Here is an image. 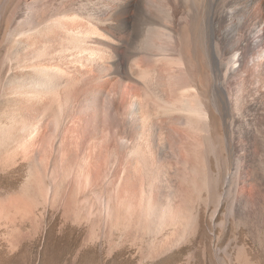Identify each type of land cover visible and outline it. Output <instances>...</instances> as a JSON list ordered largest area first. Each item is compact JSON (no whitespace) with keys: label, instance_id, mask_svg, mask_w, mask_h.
<instances>
[{"label":"bare ground","instance_id":"bare-ground-1","mask_svg":"<svg viewBox=\"0 0 264 264\" xmlns=\"http://www.w3.org/2000/svg\"><path fill=\"white\" fill-rule=\"evenodd\" d=\"M1 107L12 239L51 210L141 258L203 217L216 255L264 241V0H0Z\"/></svg>","mask_w":264,"mask_h":264},{"label":"rangeland","instance_id":"rangeland-1","mask_svg":"<svg viewBox=\"0 0 264 264\" xmlns=\"http://www.w3.org/2000/svg\"><path fill=\"white\" fill-rule=\"evenodd\" d=\"M4 110L3 107L0 108L1 116ZM1 171L0 199L2 195L7 196L8 193L19 189L25 169L20 167L11 173L5 169ZM40 212L34 210L36 219H40ZM61 218L54 217L51 210L47 212L44 220L47 227L44 234L40 230L34 231L31 222H27L29 220L23 222V219L22 221L20 219L16 223L19 227L17 225L16 227L19 229L22 226L20 231L18 230L22 233L14 239L10 237L11 232L9 233L7 229L10 223L1 220L0 264H264V241L258 243L245 229H235L231 224L222 235L220 231V234L218 230L216 231L220 236L219 245L225 247L229 244V251L216 255L212 247L214 237L211 226L205 217L202 218L200 234L192 243L149 259L139 256L138 245L141 246L139 243L128 241L113 248L105 239L91 242L86 239L84 228L73 223L66 224Z\"/></svg>","mask_w":264,"mask_h":264}]
</instances>
